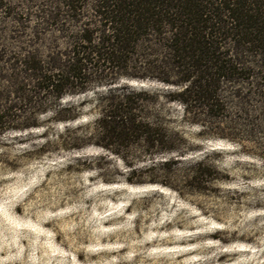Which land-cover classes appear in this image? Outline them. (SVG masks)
Segmentation results:
<instances>
[{
	"label": "trees",
	"instance_id": "obj_1",
	"mask_svg": "<svg viewBox=\"0 0 264 264\" xmlns=\"http://www.w3.org/2000/svg\"><path fill=\"white\" fill-rule=\"evenodd\" d=\"M90 92L92 102L63 105ZM172 105L201 140L229 143L264 170V0H0V143L45 128L42 117L92 119L69 148H100L122 162L127 182L183 197L156 174L200 149L169 126ZM206 174L185 177L184 187L200 192Z\"/></svg>",
	"mask_w": 264,
	"mask_h": 264
},
{
	"label": "rangeland",
	"instance_id": "obj_2",
	"mask_svg": "<svg viewBox=\"0 0 264 264\" xmlns=\"http://www.w3.org/2000/svg\"><path fill=\"white\" fill-rule=\"evenodd\" d=\"M118 86L150 93L162 88L134 80ZM94 99L90 92L63 105ZM169 110V126L200 147L173 171L156 173L183 197L166 186L127 182L122 162L100 148H69L83 138L77 128L92 119L42 117L45 128L8 134L0 143V264H264L261 162L221 140H201L198 129L180 122L177 105ZM206 156L200 169L196 164ZM201 170L208 180L201 191L185 188V177Z\"/></svg>",
	"mask_w": 264,
	"mask_h": 264
}]
</instances>
